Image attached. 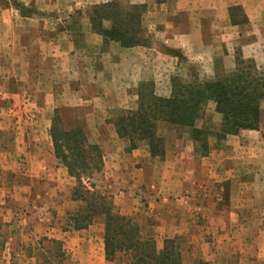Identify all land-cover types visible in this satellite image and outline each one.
Returning <instances> with one entry per match:
<instances>
[{"label":"crops","instance_id":"crops-1","mask_svg":"<svg viewBox=\"0 0 264 264\" xmlns=\"http://www.w3.org/2000/svg\"><path fill=\"white\" fill-rule=\"evenodd\" d=\"M108 1L0 0V81L4 83L6 77L22 80L27 76L39 80L34 90L23 80L17 90L4 85L5 93L28 96L24 100L28 104L37 100L40 92L43 101L45 93L47 98L50 94L59 99L64 96L61 106L75 109L77 119L92 129L89 139L101 145L106 143V138L98 129L104 123L99 122L100 116L137 106L134 89L144 77L143 64L149 62L147 48L141 47L119 52L115 59L106 53L83 56L76 50L77 37L72 26L64 24L70 23L65 20L77 13L82 3L90 7ZM203 1L200 0L201 6L193 4L185 9L202 12ZM241 1L246 10L249 6L252 12H257L252 0ZM24 5L31 6V13L26 12L27 7L23 9ZM258 5L261 7L260 2ZM224 10L223 7L221 12ZM172 13L177 11L171 7H150L147 13L152 17L150 27L166 35L167 43L174 39L186 49L189 42H183L179 26L168 18H159L160 14ZM249 17L247 23H253L252 15ZM195 27L191 19L190 34L184 35L192 38V46L197 44L194 36L204 45L194 32ZM64 44L67 51L61 49ZM62 61L71 62L68 64L71 81L57 94L55 78L59 77ZM45 75L52 79L43 87ZM72 83L76 84L74 89ZM74 96L77 101H73ZM38 111L37 129L23 133L20 141L27 143L32 173L52 174L60 185L62 177L66 179L69 174L55 156L49 136L51 120L41 107ZM167 140L163 159L153 157L147 145L131 151H105L103 171L118 212L133 217L143 236L155 240L158 251L167 239L178 238L182 257L186 252L197 262L264 264V134L261 130H244L229 136L221 147L212 148L207 155L197 152L195 142L185 133H175ZM41 226L47 228L42 223ZM43 231L40 233H48ZM62 233L65 244L81 263H112L106 258L103 216L87 228L70 227ZM180 238L186 239L184 246Z\"/></svg>","mask_w":264,"mask_h":264},{"label":"rangeland","instance_id":"rangeland-1","mask_svg":"<svg viewBox=\"0 0 264 264\" xmlns=\"http://www.w3.org/2000/svg\"><path fill=\"white\" fill-rule=\"evenodd\" d=\"M252 1L257 12H252L249 6L246 7V10L241 0H205L203 1L205 6L202 12L196 9V12L192 13L185 7L193 4L197 7L201 6L200 0H110L108 2H114L117 7L121 6L124 9L131 5L143 6L141 23L144 31V44L131 46H124L120 41L105 36L99 29V22L97 21V24H95L92 21V8L104 3L97 2L90 4V7L82 3L77 13L72 14L71 18L65 20V22L70 23H64L72 26L73 35L77 37L76 50L79 54L83 53V56H85L92 53L95 56L99 53H106L109 58L115 59L119 52L141 47L144 50L147 48V57L149 58L147 60L149 62L143 64L144 77L134 89L138 96L137 106L116 112L111 111L107 115L103 113L104 115L100 116L99 122L104 123L103 125L99 124L98 129L105 136L106 143L101 145L94 140L90 141L99 144L103 153L107 150L129 151L127 149L129 142L118 134L117 118L123 111L138 108L141 102L139 93L142 88L144 93L151 94V91H153L154 95L166 98L172 95L175 81L179 85L191 84L194 86L206 81L226 80L235 77V74L242 70L245 75L251 76V78H263L262 80H264V0H256L257 3L254 0ZM259 2L263 12L258 5ZM155 6L171 7L172 11H177V13L171 15L167 14L168 17L160 14L159 18L163 20L168 18L179 26L178 32L183 35V42L185 44L189 42L186 49L180 47L178 41L174 39L167 43L165 41L166 35L163 36L156 31V28L150 27L152 17L147 13L150 7ZM26 7V12L31 13V6L24 5L23 9ZM180 7L183 9L178 11ZM223 7L225 10L221 12ZM249 14L255 20L253 23H247L250 18ZM97 16L106 19L104 21L105 26H111L113 18L108 12L103 13L101 16L98 13ZM191 19L192 23L196 24L194 32L202 38L204 45L201 44L202 42L195 40L194 36L193 39L197 44L192 46L190 44L192 38H187L184 35L190 34L192 29ZM175 33L171 36L173 37ZM139 36L141 37L142 34H139ZM61 49L68 50L65 44L61 46ZM62 62L59 77L55 78L58 81L54 85L57 94L64 91L71 81V74L68 73L70 72L68 64L71 62ZM51 79V76L45 75L42 78V81L45 82L43 87L46 85V81ZM22 80L27 82L26 86L32 90L38 88V77L27 76ZM22 80L20 77H6L4 83L0 81V230L4 231L3 238L6 239L4 247L0 250V264H34L36 259L28 256L26 248L37 245L43 237L63 242L65 254L67 255L64 264H83L80 259L78 260L73 256V252L67 247L62 238V232L72 227L69 223L71 213L75 212L80 206L78 201L71 198V190L76 184V179L70 175L66 179L62 177L63 181L59 185L52 174L47 176H45V173L34 175L29 166L27 143L20 141V136L23 133H31L33 129H37L35 120L37 119L36 114L39 112V107L43 109L46 118L51 120L49 136L54 153L55 147L51 137V127L57 111L61 114L65 124L84 126L88 136L92 135V129L78 120L79 118L77 119L76 114L78 115V113L75 109L61 106L64 103L61 98H65L64 96L59 99L50 94L47 98V93H45L43 94V101L40 92L36 95L37 100H30L33 102L28 104L27 102L24 103L28 96L23 98L19 95L12 96L8 92L5 93L4 85L6 88L17 90L21 87ZM36 80L37 82H35ZM71 87V89H74L76 84L72 83ZM77 100L78 98H75L73 101ZM54 105L57 107H54ZM216 106L217 104L213 99L208 100L204 106L205 117L199 118L195 122L197 129L204 130L203 137L206 139L210 151L214 147H221L229 136L236 135L226 134L224 137L219 138L217 133L222 128V114L217 111ZM259 129L264 134V98L261 100L259 128L243 129L241 131ZM175 133H185L186 136L192 138L191 128L189 127L176 125L168 121H162L158 124L157 134L165 141V151L169 142L167 138ZM139 145H147V143L143 141ZM199 153L201 154V152ZM157 158L163 159L164 157ZM57 160L68 173L67 167L60 163L58 158ZM92 180L98 190L111 197L108 189L109 180L103 169L96 172ZM115 210L118 212L117 207H115ZM41 223L46 225L47 228H43ZM38 230L40 232L47 230L48 233L41 234ZM180 241L184 246L186 239L180 238ZM183 256L185 264L198 263L197 259H193L191 254L185 252Z\"/></svg>","mask_w":264,"mask_h":264},{"label":"trees","instance_id":"trees-1","mask_svg":"<svg viewBox=\"0 0 264 264\" xmlns=\"http://www.w3.org/2000/svg\"><path fill=\"white\" fill-rule=\"evenodd\" d=\"M91 11L92 21L95 24L99 22V29L105 36L120 41L124 46L144 44L141 23L143 6L131 5L124 9L114 2H108L94 6ZM105 12L113 18L111 26H105L106 19L97 16ZM262 79L251 78L242 70L235 77L194 86L179 85L175 81L172 95L166 98L154 95L153 91L151 94L144 93L142 88L138 108L123 111L118 116V134L129 142V151L144 141L153 157L163 158L165 141L157 134V127L160 122L168 121L191 128L197 152L206 155L210 148L203 137L205 132L197 129L195 122L205 117L207 101L213 99L217 111L222 114V128L217 133L219 138L226 134H238L243 129H258L261 100L264 98ZM51 137L56 157L67 167L69 175L76 179L71 198L78 201L80 206L69 219L73 229L87 228L103 216L106 258L113 264H183L178 238L167 239L163 249L158 251L155 240L143 236L138 222L129 215L117 212L112 198L97 189L92 177L103 169L104 153L99 144L90 141L84 126L65 124L57 111ZM4 234L0 230V250L6 243ZM26 251L29 257L36 259L34 264H64L67 257L63 242L47 237L41 238L37 245L29 246ZM197 264L207 262L201 260Z\"/></svg>","mask_w":264,"mask_h":264}]
</instances>
